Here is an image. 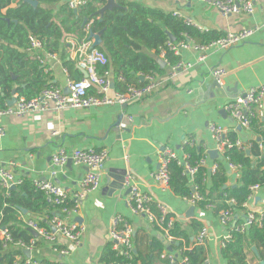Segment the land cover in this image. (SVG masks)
Wrapping results in <instances>:
<instances>
[{
    "label": "crops",
    "instance_id": "1",
    "mask_svg": "<svg viewBox=\"0 0 264 264\" xmlns=\"http://www.w3.org/2000/svg\"><path fill=\"white\" fill-rule=\"evenodd\" d=\"M126 1L176 13L193 25L219 35L264 24V0H252L254 11L251 14L225 16L216 8L197 0ZM59 5L57 3L50 7L56 10ZM64 39L67 47L69 40L74 37ZM39 51L33 50L30 54L25 49L23 59L38 61L37 57L41 55ZM66 51L74 69L80 71L73 59V51L69 47ZM46 53L49 55L50 52H44L42 58ZM200 54L201 51L180 47L178 63L191 65L175 70L166 62V58L158 55L156 61L164 73L154 75L156 89L146 97L124 106L113 104L96 108L69 107L60 111L51 108L1 118L5 134L0 137V161L17 179L26 177L32 181L49 180L74 191L77 190L86 167L70 161L62 168H54L51 157L56 149L63 148L70 153L75 149L92 147L105 149L108 154L100 185L82 199L77 211L70 216L72 220L85 226L80 244L75 245L67 238L57 235L56 244L66 248L67 254L53 251L48 241L42 240V246L32 251L31 257L68 264H107L102 260V255L109 242V222L114 215H120L131 224L133 250L146 253L152 238H158L159 234L143 215L132 214L127 206L129 189L120 180L129 172L144 193L180 219L186 228L192 219L201 222L207 230L206 264H224L220 251L227 230L218 217L208 209L191 205L169 188H161L154 180L153 173L158 168V151L170 147L180 156V147L188 137H193L195 143L202 146L210 160L219 156L220 153L214 157L208 153L211 149L215 150V142L209 129L211 124L219 125L225 130L238 131L239 139L246 141L243 138L249 132L243 127L239 129L238 123L229 114L223 117L220 112L227 102L242 95L247 88L264 84V28L257 29L245 41L227 49H206L203 60L198 59ZM54 58L38 62L46 65L45 70L50 71L53 85L67 91L65 83L71 78L70 72L63 66L58 54L54 53ZM213 68L227 71L219 88L212 87L215 80L210 71ZM108 71L112 85L109 94L113 95L116 90L113 88L111 69ZM80 73L84 77L81 71ZM144 77L142 80L145 83ZM16 86H13L15 90ZM12 97L14 94L11 93L6 102ZM118 117V124L114 127ZM260 117L263 120V116ZM234 179L232 176L231 183ZM246 205L254 211L262 209L264 187L257 189ZM191 206L194 207L193 212L187 214ZM263 250V260L252 250L258 259L248 255L249 264H264ZM24 258H27L25 254Z\"/></svg>",
    "mask_w": 264,
    "mask_h": 264
},
{
    "label": "trees",
    "instance_id": "2",
    "mask_svg": "<svg viewBox=\"0 0 264 264\" xmlns=\"http://www.w3.org/2000/svg\"><path fill=\"white\" fill-rule=\"evenodd\" d=\"M36 1L37 5L33 6L26 0H0V108L6 105L14 85H17V95L27 99L36 97L48 85H53L50 71L45 70L46 65L37 60L23 59V51L31 44L30 37L41 42L40 57H43L44 52L58 54L71 78L80 79L83 76L74 69L64 38L72 36L76 41L87 40L88 30L94 33L103 30L102 43L98 48L106 54L108 64L98 65L97 69L99 72L111 69L114 90L123 91L127 84L142 85L145 75L164 73L156 61L161 51H164V58L169 65L174 66L180 61L179 56L168 47V34L174 38L173 43L190 39L197 45L208 44L223 36L200 29L172 12L135 1L117 0L119 8L105 10L102 15H98L97 11L106 0H85L75 12L63 0ZM57 3L60 5L56 10L50 7ZM84 19L85 24L82 26ZM90 92L93 93L94 89ZM260 116L255 114L250 117L248 126L243 127L249 132L243 138L246 140L244 143H248L245 149L235 144L239 139L238 131H225L224 139L230 145H226L224 153L216 158L210 160L207 156L208 163L217 165L214 171L207 165H200L190 183L182 165L175 160H170L168 164V188L176 196L190 199L193 187L203 198L195 201V207L208 209L216 217L222 210L232 212L231 220L223 225L229 235L222 241L220 251L224 264H249L248 255L263 260L264 211L258 219L242 229L250 210L246 203L256 192L251 187H264V121ZM186 140L183 150L189 154L188 161L195 164L203 157L204 150L195 143L193 137ZM229 164L237 165V171L232 172ZM232 176L235 178L233 183ZM207 204H211L212 208H208ZM62 206L71 209L74 203L69 199L63 205L49 203L44 191L26 177L21 178L14 188L0 187V264H20L25 259L23 249L17 242L29 246L31 239L35 238L26 220H33L38 226L49 230V220ZM148 206L155 216L150 225L159 237L152 238L147 252L141 254L133 250L131 258H126L108 242L102 260L107 264H206L205 241H197V235L204 225L192 219L186 228L172 213L162 214L156 202H150ZM20 208L26 209L28 214L22 215ZM163 228L172 237L169 242L164 237ZM2 230L9 234V240L1 236ZM42 240L35 239L32 251L42 246ZM50 246L58 250L64 248L56 243ZM252 246L258 251V258ZM164 251L174 252L176 262L170 263L167 257H161ZM183 258H186L185 263L181 261ZM31 259L41 264L58 263L35 257Z\"/></svg>",
    "mask_w": 264,
    "mask_h": 264
},
{
    "label": "built area",
    "instance_id": "3",
    "mask_svg": "<svg viewBox=\"0 0 264 264\" xmlns=\"http://www.w3.org/2000/svg\"><path fill=\"white\" fill-rule=\"evenodd\" d=\"M69 7L76 9L78 6L84 3L85 0H66ZM203 2L209 6L216 8L222 15L245 13L251 14L254 11V5L252 0H197ZM176 14V13H174ZM186 20V19H185ZM191 23L189 20H186ZM88 27V26H87ZM263 27L254 26L251 28H243L239 31L227 32L223 36L209 42L204 45H197L192 40H181L177 44L169 42L168 47L176 55L179 53V48H191L196 51H201L202 54L198 56L199 60L205 58L203 52L208 48L217 49H227L238 43L245 41L249 38L257 29ZM200 29H204L198 27ZM89 31V30H88ZM30 46L26 48V51L30 54L33 50H41L42 44L39 40L30 37ZM92 41L90 39L76 41L74 39L69 40L68 47L73 51V59L75 60L77 66L80 70H84L87 73L86 77L80 79L68 78L65 83V87L68 92L64 89L55 86L48 85L44 88L36 97L27 99L24 96H18L14 94L15 102L13 104H7L0 108V120L4 116L16 115L21 116L33 111H45L47 109H55L57 111L66 108H91V107H101L105 105L118 104L124 106L125 104L136 100L142 99L147 95L151 94L156 89V77L152 74L145 75V83L140 86H135L133 84H127L123 91H115L113 95L109 94L111 90V79L110 73L107 70L99 72L98 65H106L108 63V58L106 54L97 47L91 46ZM164 58V51L159 54ZM47 58L55 59L54 53H46L45 57H37L38 61L43 62ZM190 63H177L172 66V69L188 67ZM210 74L214 80L219 84H223L224 77L227 75V71L222 68H213ZM121 79V78H119ZM94 89V92L90 91ZM224 110L233 118L240 127H247L249 123V118L255 114H260L264 116V84L257 86H251L247 88L244 93L237 96L235 99L227 102L224 105ZM212 138L215 142V150L217 153L223 154L225 151V146L230 145V142L224 139L225 129L219 125L211 124L209 127ZM5 134V128L0 123V137ZM187 140L181 145V155L179 156L170 147H164L162 150L158 151V168L153 173V178L156 180L161 188H168L169 181V169L168 164L170 160H175L177 164L183 166V172L189 177L190 183L193 180L194 173L197 171V167L200 165H207L211 171H214L217 167L216 163H208L207 153L204 151L203 157H201L197 163L191 164L189 159V154L183 149ZM193 142V140H192ZM236 145L240 146L242 149L248 147V143L242 142V140L237 139ZM107 151L105 149H94L80 148L75 149L70 153H67L63 148H57L51 157L52 165L54 168H62L68 160L73 162L75 165H82L86 167V171L81 177L77 190L70 191L67 188L61 187L51 181H39L33 180V184L44 191L49 203L54 205H63L68 199L72 200L74 207L68 209L66 206H62L56 211V215L49 220L50 229L38 226L33 220H26L27 226L36 232L37 238H41L48 241L51 245L56 243L57 235H61L68 240L72 241L75 245H79L83 232L85 231V226L82 223H78L70 218L71 214L75 213L79 208L82 199L88 195L91 191L98 188L101 180V173L104 167V163L107 159ZM229 169L237 171L238 166L234 164H229ZM20 182V179L15 178L11 170L6 167L0 161V187L5 189H10L12 185H16ZM123 185L128 187L129 193L127 194L126 203L130 212L134 215L144 216L148 222L151 224L155 220L154 214L149 209L148 204L150 202H155L152 197L142 191L137 181L128 172L123 177ZM251 189L257 190L258 187L252 186ZM195 189L193 188V194L190 199H185L188 203L193 205L195 201L202 200ZM158 208L162 214L168 211L164 206L157 203ZM208 208H212L211 204L206 205ZM264 211V206L259 211H254L250 209L247 212L246 221L242 225V229L247 227L254 219H258ZM232 212L229 210L220 211L218 220L222 225H227L231 220ZM162 220V219H161ZM172 221V220H170ZM164 230V237L167 242L172 240V237L167 234L166 228ZM132 233L133 229L131 224L121 217L120 215H114L110 219L108 228V241L112 244L114 250L118 251L126 258H131L133 245H132ZM1 236L4 240H9L10 236L5 231H1ZM207 230L203 227L197 235V241L203 243L206 240ZM228 233L224 236V239L228 238ZM32 238L29 246H25L21 241L17 242V245L22 247V249H28L30 253L33 250L35 239ZM52 250H56L60 254H67L68 250L66 248L57 249L52 246ZM178 253V251L176 250ZM264 253V250H263ZM161 257H167L170 263L176 262V255L174 252L164 251ZM185 263L186 258L181 259ZM20 264H41L38 260H33L30 258H25ZM56 264H68L63 261H58ZM124 264H133L130 262Z\"/></svg>",
    "mask_w": 264,
    "mask_h": 264
},
{
    "label": "water",
    "instance_id": "4",
    "mask_svg": "<svg viewBox=\"0 0 264 264\" xmlns=\"http://www.w3.org/2000/svg\"><path fill=\"white\" fill-rule=\"evenodd\" d=\"M26 2L30 3L33 6H36L37 5V1L36 0H26ZM119 6L120 5H118V3L115 0H106L105 4L102 5L98 9L97 14L98 15H102L105 10L112 9V8H119ZM73 10H74V12L76 11V9H73ZM13 22L16 23V20H13ZM84 24H85V19H84V21L82 23V26ZM102 33H103V30H100V31L95 32V33L93 31L89 30L88 39H92V43H91V46L92 47H98V46L101 45V43H102L101 34ZM168 36H169L170 41H174V38L170 34H168ZM162 63H165V61H163ZM80 71L84 74V77L87 76L86 71H84V70H80ZM212 87L213 88L214 87L219 88L221 86L215 81V82H213ZM65 92H68V91H65ZM11 93L12 94H15L16 93L15 88H12ZM15 100H16L15 97H12L9 101H7V104H13L15 102ZM220 113L223 115V117H227V114L228 113L225 110H222ZM118 119H119V117L117 118V120L113 124L114 127L117 126ZM262 119L264 121V116L262 117ZM238 128L240 129V126H238ZM114 129L116 130V128H114ZM208 153L210 154V156L213 155V157L215 155H217V152L214 149L209 150ZM68 162H70V160H68ZM122 180H123V178H121L120 181H122ZM11 188H14V185H12ZM192 191H193V187H192ZM193 209H194V207L191 206L190 209H189V211L187 212V214H192ZM20 211L22 212V214H28L27 211H26V209L20 208ZM31 233H32L33 236H35V237L37 236V234H36L35 231L31 230ZM252 250L256 253V255H258V252H257V250H256V248L254 246H252ZM23 253L25 254V256L27 258H30L31 257V253H30V251L28 249H23Z\"/></svg>",
    "mask_w": 264,
    "mask_h": 264
}]
</instances>
